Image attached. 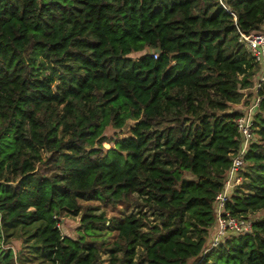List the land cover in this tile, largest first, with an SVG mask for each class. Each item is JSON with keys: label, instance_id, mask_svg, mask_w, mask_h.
I'll return each mask as SVG.
<instances>
[{"label": "trees", "instance_id": "obj_1", "mask_svg": "<svg viewBox=\"0 0 264 264\" xmlns=\"http://www.w3.org/2000/svg\"><path fill=\"white\" fill-rule=\"evenodd\" d=\"M237 29H264V0H0V243L49 264H264V215L208 244L240 146L230 107L261 72ZM252 92L235 216L264 210V81Z\"/></svg>", "mask_w": 264, "mask_h": 264}, {"label": "built area", "instance_id": "obj_2", "mask_svg": "<svg viewBox=\"0 0 264 264\" xmlns=\"http://www.w3.org/2000/svg\"><path fill=\"white\" fill-rule=\"evenodd\" d=\"M220 4L227 10V7L222 1H220ZM237 33L238 41L245 46L254 63L258 64L261 69L258 80L253 87L242 90L244 96L245 90L248 92L258 91L260 84L264 81V29L250 33H244L237 29ZM152 55L156 57L155 53H152ZM260 100L261 97L256 95L250 106L238 110L240 111V115L236 118L235 124L240 136V146L235 154L232 155L231 164L225 173L223 187L214 198L216 233L210 241L209 248L216 246L229 234L248 233L252 229L254 220L249 218V213L237 216L231 215L225 208V205L227 201H229L234 189L239 186L242 181L241 172L245 165L244 156L249 144L254 140L253 118L259 108Z\"/></svg>", "mask_w": 264, "mask_h": 264}, {"label": "rangeland", "instance_id": "obj_3", "mask_svg": "<svg viewBox=\"0 0 264 264\" xmlns=\"http://www.w3.org/2000/svg\"><path fill=\"white\" fill-rule=\"evenodd\" d=\"M143 53H144V50L141 52L132 53L129 56L132 58H136V57L142 55ZM254 96H256L254 92H252V91L248 92L245 90L242 101L236 105H232L230 107V110H232V109L241 110L242 108H247L248 106H250L252 100L254 99ZM127 123L128 124H127L125 129H127L129 124H131L130 122H127ZM253 137L255 139L254 135H253ZM103 146L107 148V147H110V144L109 143H103ZM104 211L106 212V216L118 215L120 213L119 209L105 208ZM263 215H264V210H261V211L249 213L248 216L250 219L255 220V219H259ZM59 227H60L61 232L63 234L68 235L72 238H76L78 236V230L80 227L79 218L64 215L61 218V223H60ZM104 238H106L108 240V243L110 244L117 239V236L114 232H110V233H106L104 235ZM211 239L209 240V243H208L209 245H210ZM7 248H11V250L14 253H18L19 251H21L20 254L22 255L23 258L26 259L25 264H49L48 262L42 260V258L40 257L39 250L36 249V244H28L27 247L23 248V240L20 239L18 236L11 238L8 241V243H3V244L0 243V264L2 261L1 260V254H3L5 252L4 249H7ZM105 255H106V252L103 250L101 252V256L105 257ZM189 264H192V263L189 262Z\"/></svg>", "mask_w": 264, "mask_h": 264}, {"label": "water", "instance_id": "obj_4", "mask_svg": "<svg viewBox=\"0 0 264 264\" xmlns=\"http://www.w3.org/2000/svg\"><path fill=\"white\" fill-rule=\"evenodd\" d=\"M149 53L151 52V50L148 51Z\"/></svg>", "mask_w": 264, "mask_h": 264}]
</instances>
